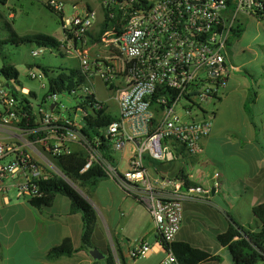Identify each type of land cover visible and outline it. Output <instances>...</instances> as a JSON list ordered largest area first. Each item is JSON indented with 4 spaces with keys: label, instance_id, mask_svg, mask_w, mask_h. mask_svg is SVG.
<instances>
[{
    "label": "built area",
    "instance_id": "built-area-1",
    "mask_svg": "<svg viewBox=\"0 0 264 264\" xmlns=\"http://www.w3.org/2000/svg\"><path fill=\"white\" fill-rule=\"evenodd\" d=\"M48 1L63 14L61 46L77 59L80 73L91 81L100 76L122 85L116 91L119 117L109 125L107 151L124 150L130 141L136 151L129 159L130 169L121 171L102 156L98 141H89L78 130V122L73 123L76 128L61 126L59 115L40 105L35 109L38 124L21 126L27 111L0 80V131L7 136L0 138V197L6 203L12 201V194L28 201L42 194L43 181L55 175L68 180L64 169L87 179L102 168L151 213L158 243L167 253L161 264L167 260L177 263L172 245L184 219V202H208L211 189L155 174L146 167L145 157L162 163L178 160L174 144L184 145L191 155L203 154L202 140L211 134L214 123L198 115L204 114L205 102L224 95L221 90L233 73L228 54L232 29L238 24L246 26L248 20H264V0H112L128 16L118 37L102 39L121 51L109 62L87 50L97 10L74 8L67 15L63 0ZM43 49L38 46L32 54ZM117 56H122L121 64ZM29 74L41 78L44 89L50 91L43 71L31 69ZM155 95L157 103L153 102ZM48 100L53 107L63 105L58 93H51ZM73 143L82 144L84 150L74 151ZM209 162L201 160L202 168ZM213 177L218 185L220 172ZM151 251L142 241L132 251V264Z\"/></svg>",
    "mask_w": 264,
    "mask_h": 264
},
{
    "label": "rangeland",
    "instance_id": "rangeland-1",
    "mask_svg": "<svg viewBox=\"0 0 264 264\" xmlns=\"http://www.w3.org/2000/svg\"><path fill=\"white\" fill-rule=\"evenodd\" d=\"M46 1L8 0L6 3L0 2V10L5 16V18L0 19V38L33 33H42L58 39L64 37L62 18L59 14L48 8ZM63 1L66 3L65 13L67 15L74 8L79 10L83 8L96 9L98 16L94 22V32L97 31L100 23L104 19L102 3L105 0ZM12 13H14L13 16H11ZM113 47L114 45H106L102 41L99 44H90L87 50L94 57H99L104 62H109L116 55ZM37 48L38 46L35 44H25L12 48L9 46L3 50V54L7 53L9 58L16 64L20 81L23 86L37 94V98L33 100L36 104H39L46 96L47 91L43 87L41 78H33L30 76V70L33 69L41 73L42 70L38 67L39 64L55 68L70 65L71 67L79 68V64L77 59L69 54L63 46L44 47L40 54L33 55L32 51ZM229 50V64L233 67V73L228 85L221 90L222 95L225 93L226 96H222L219 102L218 100L207 101L203 104V107L206 110V116L213 119L215 123L214 131L217 137H228L231 140H239L247 143V145H250V139L256 138L257 142L260 143L262 148L258 149L256 153L250 152L247 145L239 149L240 152L252 160L255 168V172L247 184L250 187L247 188L246 197L250 198L252 193L254 195L257 193L258 195H263L264 193V20L258 21L252 19L246 21L244 35L239 40H234ZM117 57L118 63L121 64L122 56ZM92 81L97 98L100 101L107 102L113 113L119 114L115 91L110 89L108 84H106V80L100 76H95ZM80 92L84 94L86 91L80 90ZM77 96L70 92L59 94V99L64 106L62 109L64 113L67 111V108L75 104ZM248 97L252 98L250 104L254 115L252 120L246 115L243 106ZM78 116H81L80 111H78ZM198 117H205V115L199 114ZM131 142L126 144L123 152L122 150L114 151L115 158L120 161L121 171L130 169L127 157L130 156V152H133L134 145ZM75 144L79 143H74L73 145ZM235 148L237 146L232 144V142L225 147L227 150H234ZM259 160H262L263 164H260ZM175 164L179 165L181 162L178 160L169 163L161 162L158 168H163L165 171H168ZM74 185L93 206L95 212V232L96 230H101L103 237L95 236L92 238V242L95 245L94 248H99L103 253H107V247H110L114 254L116 252V247L113 244L114 242L111 236L112 232L125 231L131 234L132 231L140 229L141 226L138 225V222L141 219H144L147 215L151 219V215L144 205L138 202L134 196L128 194L112 177L101 180L90 195L86 194L75 183ZM238 189L245 191L243 186H239ZM231 191L232 195L231 197L228 196V198L229 200L234 199L236 201L238 199L237 188H233ZM17 201L24 202L27 206L18 209H2L0 212V239L7 238L9 241L10 239L12 240L11 236L6 237L8 231L12 233L15 230L33 227V221H31L33 215L40 217V210L29 206L30 204L27 200L17 199L12 194V202ZM68 204H70L69 198L64 195H59L52 209L63 213L67 209ZM45 210H48V208ZM112 211L113 214H118L119 220L126 219L127 222L119 226L117 225L119 222L111 225L109 217ZM123 212L124 215L122 214ZM42 227L43 225L39 221L35 229L39 230ZM73 228L75 242L77 243V224H74ZM19 239L21 240L17 245H21L24 240H29L30 237L24 235L20 236ZM105 244L107 246H104ZM178 252V250H175L176 255ZM156 253L152 258L140 257L137 260V264H160L165 260L167 253L165 251ZM102 260L104 259H101L100 263H105V260ZM166 264L176 263L167 262ZM257 264H263V262L259 261Z\"/></svg>",
    "mask_w": 264,
    "mask_h": 264
},
{
    "label": "crops",
    "instance_id": "crops-1",
    "mask_svg": "<svg viewBox=\"0 0 264 264\" xmlns=\"http://www.w3.org/2000/svg\"><path fill=\"white\" fill-rule=\"evenodd\" d=\"M13 15L14 13L11 14V16ZM63 39L64 37L59 40L63 41ZM67 67H71V65ZM120 67H122V65ZM94 78L95 77H93L92 80H94ZM88 81L90 85L89 90H93L96 94L93 81ZM23 90L25 92L30 91V89L25 86ZM80 90L78 95H83ZM224 96H226L225 93L223 97ZM221 99H217L218 102L221 101ZM44 104H46V102ZM47 105L49 106L51 103L49 102ZM206 114L207 113H204L205 117L209 118ZM214 130L215 123L212 133L202 140L204 148L202 155L195 156L185 151V155H181L183 158L178 160L181 164L173 165L168 171H165L163 168L159 169V164L149 167L153 173L162 176L177 177L184 173V180L211 189V197L208 202L196 200H185L184 202V219L177 238L172 245L173 252L177 258L176 264H180L181 255L185 252L187 253L188 248L192 252L190 260L196 262V264H234L232 257L230 259L231 255H229L228 245L222 242L221 236H226L236 223H251L255 225L256 219L253 208L264 202V193L263 195H258V193L254 195L252 193L250 198L246 197L247 188L250 187L247 186V184L255 172L252 160L239 151V149L245 147L247 143H243L239 140H231L228 137H217ZM6 137L5 133L0 131V138ZM231 142L235 144L237 148L234 150L225 149ZM131 143L134 146L133 152H130V156L127 157L128 162L136 151V144L133 142ZM73 144L71 147L74 151L82 152V150H84L82 144ZM247 148L250 152L256 153L258 149L262 147L260 143L257 142L256 138H252ZM124 150H122V152ZM112 155H114V152ZM81 156L84 157V155ZM68 157L65 159L68 160ZM203 159H210V162L202 168L201 160ZM259 163L263 164L262 160H259ZM115 165L121 170L120 161L117 159ZM216 171L220 172L218 185H216V180L213 177V173ZM239 186H243L245 191L239 190ZM233 188H237L238 191V199L236 201L232 198V200H229L228 198V196L231 197V189ZM56 199L48 210H40V217L38 215H33L31 218L33 227L15 230L12 233L8 231L6 237L11 236L12 240L10 239V241L7 240V238L0 239V264H94V259L89 256L86 251L81 249L83 234L81 213H71V203L67 205V209L63 213L56 209L53 210L52 208L54 207ZM26 206V203L20 201L6 203L0 197V212L2 209H18ZM144 207L147 209L145 205ZM147 211L149 212L148 209ZM110 214L109 218L111 225H115L119 222L117 224L119 226L127 222L126 219L119 220L118 214H113V211L112 213L110 212ZM122 214L124 215V212ZM39 221L43 227L36 230L35 227ZM74 224H77L78 229L77 243L75 242ZM138 225L141 226L140 229L132 231L131 234L125 231H115L111 234L114 246L117 244L123 250L125 264H132V251L137 249L142 241L148 243L152 248L150 255L146 258H152L154 254H157L156 252L163 251L158 243L159 235L152 215L151 219L148 215L144 219H141ZM24 235H28L30 239L24 240L21 245H17L21 240L19 239L20 236ZM95 236L103 237L102 231H94L93 238ZM67 237L73 239L74 245L78 251L73 256H62L56 260H48L46 257L48 250L62 243ZM236 238L238 237L236 236L235 239ZM104 246H107V244ZM109 249L111 248L107 247V253L104 252V254L107 255ZM175 250L179 251L177 255ZM114 255L116 264H119V257L116 254ZM139 258H136V264ZM167 262L170 261L167 260L165 264ZM103 264H106V262Z\"/></svg>",
    "mask_w": 264,
    "mask_h": 264
},
{
    "label": "trees",
    "instance_id": "trees-1",
    "mask_svg": "<svg viewBox=\"0 0 264 264\" xmlns=\"http://www.w3.org/2000/svg\"><path fill=\"white\" fill-rule=\"evenodd\" d=\"M8 0H0V2L6 3ZM102 3V11L104 13V19L100 23L97 31H89V45L99 44L102 42L103 37L115 38L120 35L126 23L128 14L124 13V8L118 5L116 1L106 0ZM145 3V0H143ZM48 8L62 18L63 14L57 12L46 1ZM5 18L0 10V19ZM246 26L242 24L236 25L231 32L228 44L232 45L234 40H239L245 33ZM62 41L58 38L42 34L33 33L25 35H15L6 38H0V76L4 85L7 86L10 91L16 96L19 101V107L27 111L28 117H25L20 123L24 127H33L38 124V115L35 112L36 106L46 107L59 115V124L66 128H76L73 123L78 122V130L89 140L98 141V149L102 156L115 164L116 159L111 152L107 151V147L110 145L111 139L107 137V131L112 121L118 119L119 114H115L110 110V106L105 101H100L95 92L89 90L88 79L80 73L78 68L74 67H50L43 64H39L38 67L43 71L50 83V91L47 92L42 102L36 104L33 100L37 98V94L29 91L24 92V86L19 79V71L16 64L13 62L7 53L3 54V50L7 47H19L25 44H35L39 47H60ZM116 54L121 55L118 47H113ZM31 67V65H29ZM109 88L117 91L122 85H116L106 81ZM85 88V89H83ZM87 90L83 95H78L79 90ZM70 92L78 95L76 102L73 106L67 108L64 113L62 111L63 105L57 103L53 109L51 105L46 106L44 103H48V97L51 93L62 94ZM75 98V96H74ZM221 97H218V99ZM158 96L155 95L153 102L157 103ZM252 98H247L244 102V110L247 116L252 120L253 110L251 108ZM62 103V102H61ZM66 110V108H65ZM78 111L81 112V116H78ZM204 113L206 111L204 110ZM214 123V122H213ZM214 126V125H213ZM212 133V132H211ZM174 148L177 154V159L183 158L185 155V146L182 144H174ZM182 155V156H181ZM159 163L149 156L145 157L146 167L157 166ZM68 178L78 185L86 194L90 195L94 189L99 185L101 180L109 178V174L102 168L97 169L87 179L82 178L68 169H64ZM184 174V173H183ZM178 178L184 179L177 176ZM42 194L28 200V203L39 210H45L53 205L54 200L59 195L67 196L71 203V213L80 212L83 222V234L81 249L86 251L89 256L90 250L95 247L92 242L93 234L95 231V212L92 204L81 194L74 186H72L68 180L55 175L54 177L45 180L41 184ZM253 212L256 219V224H241L236 223L230 232L225 236H221L222 242L228 245V249L234 264H257L262 261L264 264V202L256 205L253 208ZM238 228V230H237ZM238 237L235 239V237ZM79 249V250H81ZM189 250V251H188ZM78 249L74 245L72 238L67 237L62 243L51 247L46 255L48 260H56L62 256H73ZM116 252L119 260L122 264H125V258L123 250L116 244ZM191 250L188 248L187 253L181 255L180 264H196L190 260ZM92 257V256H91ZM106 264H116L115 255L111 249H109L106 258L104 259ZM101 260H94V264H99Z\"/></svg>",
    "mask_w": 264,
    "mask_h": 264
},
{
    "label": "water",
    "instance_id": "water-1",
    "mask_svg": "<svg viewBox=\"0 0 264 264\" xmlns=\"http://www.w3.org/2000/svg\"><path fill=\"white\" fill-rule=\"evenodd\" d=\"M53 107V106H52ZM183 176V173L182 174H180V177H182ZM68 182L72 185V186H74L75 188H76V186L74 185V183L70 180V179H68ZM78 191H79V189L78 188H76ZM80 192V191H79ZM81 193V192H80ZM81 194H83V193H81ZM90 255L92 256V258L94 259V260H101V259H105L106 258V254H104L101 250H99V248H92L91 250H90Z\"/></svg>",
    "mask_w": 264,
    "mask_h": 264
},
{
    "label": "flooded vegetation",
    "instance_id": "flooded-vegetation-1",
    "mask_svg": "<svg viewBox=\"0 0 264 264\" xmlns=\"http://www.w3.org/2000/svg\"><path fill=\"white\" fill-rule=\"evenodd\" d=\"M230 51V50H229ZM115 247H116V245H115ZM112 250V249H111ZM114 253V252H113Z\"/></svg>",
    "mask_w": 264,
    "mask_h": 264
}]
</instances>
